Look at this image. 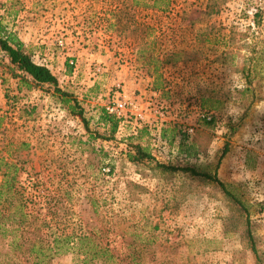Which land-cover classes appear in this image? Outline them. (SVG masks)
<instances>
[{
  "label": "rangeland",
  "instance_id": "obj_1",
  "mask_svg": "<svg viewBox=\"0 0 264 264\" xmlns=\"http://www.w3.org/2000/svg\"><path fill=\"white\" fill-rule=\"evenodd\" d=\"M0 25L89 129L50 87L19 90L0 52V154L61 199L71 183L77 231L118 232L108 264H264V0H0ZM117 98L143 121L91 139ZM129 143L216 181L131 164Z\"/></svg>",
  "mask_w": 264,
  "mask_h": 264
},
{
  "label": "trees",
  "instance_id": "obj_2",
  "mask_svg": "<svg viewBox=\"0 0 264 264\" xmlns=\"http://www.w3.org/2000/svg\"><path fill=\"white\" fill-rule=\"evenodd\" d=\"M155 5V4H154ZM0 52L7 59V73L17 80L18 89L30 91L39 86H48L53 95L69 115L77 117L89 132L88 122L80 103L67 92L60 89L57 78L45 66L33 62L31 53L15 36L3 30L0 25ZM99 121L106 127V135L97 132L89 133L91 139L112 140L117 132L119 121L101 111ZM125 152L127 162L147 165L160 173H184L192 177H201L216 181L213 176L199 172L192 166L174 167L158 162L147 148L140 144L129 143ZM14 162L10 155L0 154V264H49L50 260L60 254L72 253L77 250L84 256V264H101L117 261V256L110 249L111 234L118 233L113 226L99 230L97 240L83 231H77L73 208L77 198L73 195L71 183H67L64 199L50 191L53 183L26 177L20 180L21 167ZM53 184V185H52ZM58 184V183H56ZM222 189L224 186L219 184ZM55 190L59 189L57 185ZM226 192V190H224ZM226 194L239 203L231 194ZM93 209L97 207L92 203ZM66 208L65 212L59 211ZM96 210V209H95ZM94 210V216L97 214ZM96 228V227H94ZM115 237L118 236L115 234ZM101 234V235H100ZM251 248L257 254L252 238ZM133 254L136 247L130 246ZM112 249H115L114 247ZM133 264H139L133 256ZM257 264H260L259 258Z\"/></svg>",
  "mask_w": 264,
  "mask_h": 264
},
{
  "label": "built area",
  "instance_id": "obj_3",
  "mask_svg": "<svg viewBox=\"0 0 264 264\" xmlns=\"http://www.w3.org/2000/svg\"><path fill=\"white\" fill-rule=\"evenodd\" d=\"M131 107H133L131 102L123 98H117L109 107L106 108L105 112L116 118L121 126L132 125L133 122L139 124L143 121V116L141 114L133 116L130 110Z\"/></svg>",
  "mask_w": 264,
  "mask_h": 264
},
{
  "label": "crops",
  "instance_id": "obj_4",
  "mask_svg": "<svg viewBox=\"0 0 264 264\" xmlns=\"http://www.w3.org/2000/svg\"><path fill=\"white\" fill-rule=\"evenodd\" d=\"M47 67V66H46Z\"/></svg>",
  "mask_w": 264,
  "mask_h": 264
}]
</instances>
